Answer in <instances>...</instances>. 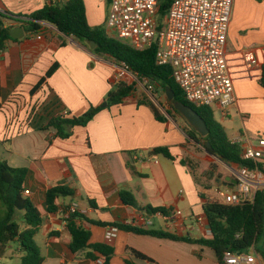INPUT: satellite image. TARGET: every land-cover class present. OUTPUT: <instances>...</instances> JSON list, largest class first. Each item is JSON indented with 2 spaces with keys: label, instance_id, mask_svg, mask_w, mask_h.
Masks as SVG:
<instances>
[{
  "label": "crops",
  "instance_id": "0c3cea01",
  "mask_svg": "<svg viewBox=\"0 0 264 264\" xmlns=\"http://www.w3.org/2000/svg\"><path fill=\"white\" fill-rule=\"evenodd\" d=\"M84 2L89 25L107 29L110 0ZM49 3L0 0V13L25 17ZM42 37L25 33L21 40L8 41L1 54L0 160L30 171L25 187L43 218L35 238L43 264H96L87 251L73 253L70 249L68 212L75 205L79 215L75 223L91 233L90 243L115 249L110 264H222L208 247L135 235L117 227L211 239L201 194L217 201L220 191L232 192L235 186L230 189L226 182L223 190L198 184L181 163L189 155L183 148L189 145L185 123L160 110L168 121H157L150 106L139 105L136 95L121 105L104 108L87 127H75L70 139L57 138L56 131L48 129L52 120L65 113L66 118L80 117L92 106L106 103L115 86L117 62L93 53L88 44L65 36L50 24H45ZM248 53L256 55V66L246 63ZM227 60L235 104L225 115L219 106L212 110L232 142H240L243 149L257 147L264 137V1L234 0ZM56 64L57 71L32 93ZM162 147L169 148L174 160L151 155ZM226 166L233 177L228 179L236 181L233 172L239 166ZM57 186H67L75 195L58 199V211L48 213L45 195ZM123 192L133 195L136 207L123 203ZM149 207H165L172 213L168 217L150 214ZM112 228L118 233L109 240ZM15 243L21 254L17 264H22L25 253ZM11 248V244L0 248V264H16L8 252ZM129 249L147 259L135 257Z\"/></svg>",
  "mask_w": 264,
  "mask_h": 264
},
{
  "label": "trees",
  "instance_id": "16d2710c",
  "mask_svg": "<svg viewBox=\"0 0 264 264\" xmlns=\"http://www.w3.org/2000/svg\"><path fill=\"white\" fill-rule=\"evenodd\" d=\"M173 2L174 0H159L158 16L166 17ZM45 24L55 26L65 36L73 37L81 43L94 42L96 48L93 53L106 56L117 63L127 64L133 73L162 88L165 93L167 90L173 91L175 102L190 106L200 114L209 128L210 134L207 137H202L192 127L186 130L189 145H185L183 148L187 149L189 155L183 156L181 161L182 165L191 171L198 184L209 189L211 186L209 183L217 184L221 178L220 186H222L228 178L233 177L222 166H218L216 171H209L204 176L205 170L200 168L198 162L192 158L194 155L192 142L203 145L210 157L216 158L226 165H238L240 168L251 170L258 169L264 177V167L244 159V149L229 139L223 126L216 120L212 108H195L186 101L182 90L172 77L171 69L157 64V43L145 51H136L108 35L104 27H91L87 21L84 0H50L49 5L25 17L0 13V58L5 44L13 40L10 36L12 30L22 27L27 34H40L45 30ZM159 28H162V24L159 25ZM58 67V64L54 65L32 93L36 92L57 71ZM261 85L264 88V67ZM136 93L135 83L130 85L122 82L115 84L107 95L108 108L123 104L127 99L134 97ZM145 104H148L153 110L157 121L161 123L168 121L159 113L155 104L139 102V105ZM172 109L180 115L174 109L173 104ZM103 110L104 108L101 106H92L87 113L80 117H58L50 122L48 129L53 128L59 139H70L75 127H87ZM167 113L173 116L170 111ZM208 144L211 145V148L208 147ZM151 155H162L167 159L174 160L167 147L156 148L151 151ZM29 174L30 171L27 169L13 168L7 162L0 160V248L12 242H18L25 253L22 264H43L44 259L35 240L43 218L35 204L24 196L25 183ZM74 195L75 191L67 186H57L48 190L45 195L46 211L48 213L57 212V200ZM121 198L125 205L136 207L135 198L130 192H123ZM201 199L204 201L203 211L212 234L211 239L193 240L189 237L181 238L173 234L139 229L134 226L117 227L135 235L208 247L215 252L220 262L226 252L242 253L255 249L264 264V251L257 248L258 244L264 240V190L256 193L253 203H242L236 206L207 200L202 194ZM146 210L150 214H161L165 217L172 213L171 209L165 207H149ZM78 216L75 213L68 219V229L72 235L71 251L73 253L87 251L89 259L97 261L99 257H103L104 264H110L115 255V249L105 244H91V233L75 223ZM130 251L139 259H147L146 256L134 250ZM127 264L135 263L127 261Z\"/></svg>",
  "mask_w": 264,
  "mask_h": 264
},
{
  "label": "built area",
  "instance_id": "2783aa9c",
  "mask_svg": "<svg viewBox=\"0 0 264 264\" xmlns=\"http://www.w3.org/2000/svg\"><path fill=\"white\" fill-rule=\"evenodd\" d=\"M234 0H174L162 28H159V0H110L107 33L136 51L158 44L157 64L169 67L186 101L195 108L219 106L225 115L235 104L233 79L227 60V39ZM108 34V35H109ZM43 32L37 34L42 40ZM249 66H256L255 54L245 55ZM140 78L125 63H117L115 84H136ZM67 116V113H65ZM240 145V142H233ZM244 159L264 167V137L258 146L244 149ZM238 182L232 192L220 191L217 201L225 205L253 203L264 188L258 169L240 168L233 172ZM26 198L31 196L25 191ZM73 206L68 215L77 213ZM181 215V213H179ZM112 228L107 239L117 236ZM222 264H263L255 249L226 252ZM96 264H104L99 257Z\"/></svg>",
  "mask_w": 264,
  "mask_h": 264
},
{
  "label": "rangeland",
  "instance_id": "374dc122",
  "mask_svg": "<svg viewBox=\"0 0 264 264\" xmlns=\"http://www.w3.org/2000/svg\"><path fill=\"white\" fill-rule=\"evenodd\" d=\"M256 1H259V0H256ZM260 1L263 2L264 0H260ZM165 20H166V17L158 16L159 24H163L165 22ZM106 31H107V29H106ZM136 90H137V93L135 95L142 102L155 104L157 109L160 110V112L164 116H166L164 113H166L169 110L176 119L185 123L186 130L191 129V126L189 125V123L181 115L174 112V110L172 109V103L169 102V100L167 98V93H165L162 88L157 87L155 84H152V83L147 82L145 80L137 79L136 80ZM162 111H164V113ZM216 119L219 123H221V120H220L218 115L216 116ZM192 144H193L192 153L194 154L192 156V158H194L193 160L195 162H198V164L200 165V168H203V170H205L204 176L209 171H212V172L216 171L218 166H222L224 169L227 168L225 163L221 162L220 160H218L216 158L210 157L207 154L203 145L197 144L195 142H192ZM221 183H222V179L220 178V180L217 182V184H214V186L217 188L219 187L223 190H226L225 188H222L220 186ZM209 184L212 185L211 183H209ZM38 241L42 243L43 238L39 237ZM10 244L13 247V248H11L12 250H8L11 258L15 261L16 264L20 263L21 254L17 253L18 246L16 245L15 242H12ZM257 248L261 251H264V240L260 244H258Z\"/></svg>",
  "mask_w": 264,
  "mask_h": 264
},
{
  "label": "water",
  "instance_id": "95a60500",
  "mask_svg": "<svg viewBox=\"0 0 264 264\" xmlns=\"http://www.w3.org/2000/svg\"><path fill=\"white\" fill-rule=\"evenodd\" d=\"M25 30L22 27H17L10 32V36L13 40H21L25 37ZM88 46L91 50H95L96 44L94 42H88ZM167 98L170 103L173 104L174 109L180 113V115L189 123V125L202 137H207L210 134V130L204 121V119L200 116V114L195 111L192 107L187 106L180 102H175V94L171 90H167ZM103 108H107L108 104L105 103ZM208 147L211 148V145L208 144ZM227 183H230V189H233L234 186L237 185V181L227 180ZM227 185V184H226Z\"/></svg>",
  "mask_w": 264,
  "mask_h": 264
}]
</instances>
